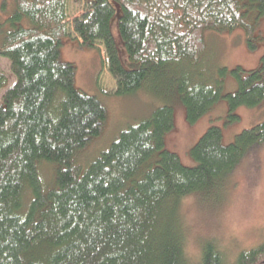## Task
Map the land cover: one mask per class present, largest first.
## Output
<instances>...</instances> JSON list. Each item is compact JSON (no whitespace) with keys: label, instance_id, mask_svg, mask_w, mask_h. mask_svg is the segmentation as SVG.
Segmentation results:
<instances>
[{"label":"trees","instance_id":"trees-1","mask_svg":"<svg viewBox=\"0 0 264 264\" xmlns=\"http://www.w3.org/2000/svg\"><path fill=\"white\" fill-rule=\"evenodd\" d=\"M66 1L15 0L0 49L14 78L10 86L0 73V264H228L214 241L204 243L199 262L190 261L182 205L223 194L245 158L264 145V122L230 145L212 126L190 152L194 167L165 140L177 104L190 124L222 100L229 123L240 108L264 105V58L253 71L221 70L216 83L197 71L206 33L243 29L251 49L264 41L247 23L252 15L264 19V0L89 1L71 22L81 45L105 47L118 97L147 91L162 107L87 168L79 157L102 136L108 111L77 88L76 66L62 61ZM228 75L238 84L234 94L224 92ZM230 264H264V244Z\"/></svg>","mask_w":264,"mask_h":264},{"label":"rangeland","instance_id":"rangeland-1","mask_svg":"<svg viewBox=\"0 0 264 264\" xmlns=\"http://www.w3.org/2000/svg\"><path fill=\"white\" fill-rule=\"evenodd\" d=\"M91 0H67L69 37L61 51L62 61L77 68L76 86L90 96H100L108 111V121L102 136L95 140L79 157L78 162L87 168L111 145L121 133L149 119L162 107L157 96L140 91L133 97H118L117 84L108 71L107 56L102 44L95 49L84 48L74 34L71 22L80 17ZM112 1V0H110ZM15 11V0H0V49L11 28L9 19ZM120 11L116 12L111 26L119 35ZM255 26L254 37H264V19L252 15L247 20ZM207 50L198 63L197 71L212 83L221 79V70L242 68L253 71L261 67L264 58V42L258 41L250 48L247 33L237 29L233 33H206ZM122 56L125 50H121ZM187 70H193L186 67ZM195 70V69H194ZM0 73L14 84L9 62L0 57ZM238 84L232 76L224 79L225 94H234ZM239 119L229 123V109L225 100L195 124L187 120L186 109L175 107V127L166 136V149L175 153L187 167L196 166L191 157L192 148L212 126L222 129L223 143L230 145L238 135L264 122V105L256 109L240 108ZM51 167L45 168L43 177L51 176ZM44 180L46 183L49 181ZM218 199L203 201L191 197L183 203L182 217L185 223L186 254L191 262H199L204 243L214 241L228 264L233 263L242 252L251 251L264 244V145L251 153L231 176ZM208 202V203H207Z\"/></svg>","mask_w":264,"mask_h":264},{"label":"crops","instance_id":"crops-1","mask_svg":"<svg viewBox=\"0 0 264 264\" xmlns=\"http://www.w3.org/2000/svg\"><path fill=\"white\" fill-rule=\"evenodd\" d=\"M101 100H102V102L104 103V100L102 99V97H100V96H98Z\"/></svg>","mask_w":264,"mask_h":264}]
</instances>
